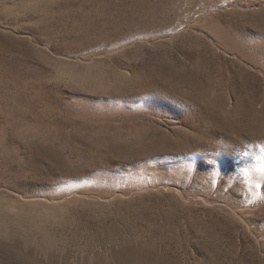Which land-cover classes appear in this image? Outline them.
<instances>
[{
	"label": "rangeland",
	"instance_id": "1",
	"mask_svg": "<svg viewBox=\"0 0 264 264\" xmlns=\"http://www.w3.org/2000/svg\"><path fill=\"white\" fill-rule=\"evenodd\" d=\"M0 264H264V0H0Z\"/></svg>",
	"mask_w": 264,
	"mask_h": 264
}]
</instances>
